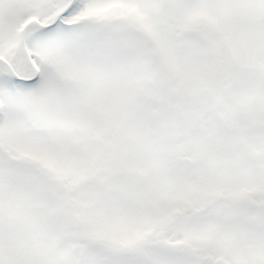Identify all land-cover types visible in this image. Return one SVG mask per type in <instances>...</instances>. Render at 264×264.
Returning <instances> with one entry per match:
<instances>
[{"label": "snow or ice", "instance_id": "1", "mask_svg": "<svg viewBox=\"0 0 264 264\" xmlns=\"http://www.w3.org/2000/svg\"><path fill=\"white\" fill-rule=\"evenodd\" d=\"M0 264H264V0H0Z\"/></svg>", "mask_w": 264, "mask_h": 264}]
</instances>
